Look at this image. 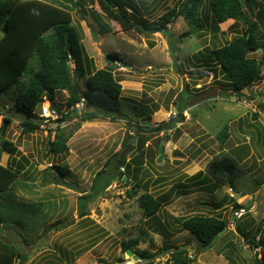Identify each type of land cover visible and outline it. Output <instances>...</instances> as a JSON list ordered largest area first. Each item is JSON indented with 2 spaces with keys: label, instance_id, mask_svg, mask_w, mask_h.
Instances as JSON below:
<instances>
[{
  "label": "rangeland",
  "instance_id": "1",
  "mask_svg": "<svg viewBox=\"0 0 264 264\" xmlns=\"http://www.w3.org/2000/svg\"><path fill=\"white\" fill-rule=\"evenodd\" d=\"M42 1L60 5L58 0ZM111 1L141 30L123 31L119 18L103 14L97 0H77L80 8L69 10L81 39L83 71L73 69L71 75L78 90L84 92L87 78L109 68L112 61L123 88L122 115L89 121L82 120L85 112H81L62 124L46 121L41 129L27 134L21 125L24 114L15 108L17 87L0 93V138L8 117L4 140L17 149L11 155L0 146V164L17 174L13 186L0 191V241L28 254L26 264H141L143 253L159 255L156 262H165L182 247L189 250L194 264H256V257L264 264V246L254 249L249 242L254 236L264 240V231H258L264 228V68L259 84L238 92L213 54L242 35L246 27L231 28L234 22H230L219 28L209 0H204L199 11L203 31H194L195 26L182 17L166 32L152 33L165 12L186 0ZM252 6L248 4L251 18L257 13ZM92 10L101 14L99 21ZM261 18L256 21L262 25L258 38L264 44ZM187 32L192 34L183 37ZM3 35L0 29V39ZM262 49L253 57L264 56ZM114 52L121 61L109 58ZM37 69V61L32 59L26 77ZM214 90L215 97L196 106L179 102L182 94L194 97ZM68 97V91L57 92L55 106L67 110ZM48 104L44 102V106ZM179 105L184 110L182 117ZM59 126L67 137L68 150L55 154L49 142L56 140ZM226 126L230 137L222 144L217 136ZM223 157L236 159L244 171L213 190L217 184L208 169L214 159ZM55 166L69 168L64 181L79 191L58 182L61 177ZM101 171L105 172L99 175V185L104 187L110 176L112 182L88 204L87 216L81 217L80 199L93 192ZM137 184L138 195L131 197ZM230 187L237 204L247 209L251 205L242 219L233 215L236 206L229 204ZM145 193L162 203L155 217L144 215L139 206L138 198ZM26 202L52 204L43 217L28 220L37 227L31 232L33 237L23 211ZM219 212L228 220L229 230L206 250L195 235L175 226L171 219ZM137 237L144 238L133 251L138 261L124 250Z\"/></svg>",
  "mask_w": 264,
  "mask_h": 264
},
{
  "label": "trees",
  "instance_id": "2",
  "mask_svg": "<svg viewBox=\"0 0 264 264\" xmlns=\"http://www.w3.org/2000/svg\"><path fill=\"white\" fill-rule=\"evenodd\" d=\"M97 2L103 14H112L119 18L123 31L141 30L139 25L130 20L126 12L119 11L111 0H97ZM203 3L204 0H186L174 6L159 18L158 25L152 27V33L166 32L170 24H174L182 17L187 20L188 24L195 26L194 31H203L205 27L199 17ZM249 3L253 4L252 7L257 12L253 18L248 12ZM209 5L219 28L230 22H234L231 28L235 25L246 27L242 35L228 41L213 53L217 60L216 64L230 80L231 86L236 91L242 92L261 79L263 74L264 56L256 59L253 54L259 51V48H264V44L258 38L262 25L256 21L259 17L264 18V5L260 0H209ZM69 9L73 8L62 2L56 5L42 0H0V29L4 33L0 39V93L6 92L12 86L17 87L15 108L24 114V120L21 122L24 133H34L46 122L38 112V116L36 115V111L40 113L39 108L45 101H49L51 107L59 112L60 118L57 121L60 124L71 120L74 114L81 112H85L82 120L89 121L99 117L116 118L123 114L124 102L121 98L123 88L121 81L114 75L112 68L115 66L112 61H110L112 65L109 68L97 70L87 78L88 89L84 92L78 90L73 78L71 81L70 75L73 69L83 71V49ZM92 14L96 20H100L99 12L92 10ZM107 32L112 31L108 28ZM191 34L192 32L184 33L183 37ZM109 58L122 60L118 52L109 54ZM32 59H36L38 69L33 70L26 77L27 67ZM59 91L69 92L65 111L55 106ZM78 104H81V109H77ZM177 110L182 117L183 110L179 108ZM5 120L10 122L8 117H5ZM57 130L56 140L49 142L50 149L55 154L68 150L64 130L61 126ZM217 137L222 144H225L230 137L228 126ZM126 141L128 138L124 144ZM1 148L11 155L17 151L14 144L6 140ZM55 170L63 179L70 174L69 168L66 167L55 166ZM242 171H244L243 168L232 157L214 159L208 169L209 177L217 184L213 186V190L219 184L231 183L242 174ZM103 172L105 171L98 173L93 192L80 199L81 217L87 216L88 204L102 195L112 182L110 176L104 187L99 185L101 180L99 175ZM16 178L15 172L0 164L1 192L8 191ZM138 189H140L139 184L130 193L131 197L138 195ZM138 203L144 215L150 218L155 217L163 207L162 203L150 193L142 194L138 198ZM24 206L26 207L23 209L25 218H27L26 224L29 226L28 233L30 237H33L31 232L37 227H32L28 220L43 217L45 210L49 209L52 204L26 202ZM232 206H236L235 210L242 208L236 202ZM12 212L14 215V211ZM171 219L175 226L195 235L202 243V247L208 245L218 232L229 227L228 220L221 212L210 216L194 215L185 219L177 217H171ZM0 224H3L1 220ZM258 231L262 233L264 228L260 227ZM238 232L246 235L241 228H238ZM142 241H144L142 237L130 240L124 245L125 252L128 250L133 252ZM249 242L254 249L264 246V240L257 239L256 236L252 237ZM24 243L30 246L28 241L25 240ZM22 251L20 248L0 241V264H17V262L26 264L29 261V255ZM140 257L141 264H194L189 250L185 247L173 251L171 257L165 262H156L159 255L150 253H143ZM255 263L260 264L257 257Z\"/></svg>",
  "mask_w": 264,
  "mask_h": 264
},
{
  "label": "water",
  "instance_id": "3",
  "mask_svg": "<svg viewBox=\"0 0 264 264\" xmlns=\"http://www.w3.org/2000/svg\"><path fill=\"white\" fill-rule=\"evenodd\" d=\"M60 2L70 6L71 8L75 9V10H78L80 5L79 3L77 2V0H59ZM243 2V1H242ZM92 34L94 36V39L98 42L99 41V38H97V36L95 35V32L92 30ZM259 51H263L262 48H259ZM114 64V63H113ZM126 65V64H124ZM127 66V65H126ZM129 66V65H128ZM72 78L73 76L70 75V79L72 81ZM193 78V77H192ZM260 82H257V83H254L252 84L249 88L252 89L255 85L259 84ZM217 95V90H214V91H207V92H203V93H200L194 97H188L189 99V102L186 104L188 105L189 107H193V106H196L202 102H205L207 100H209L210 98L212 97H215ZM180 109V105L178 107ZM7 127H8V122L6 121L5 124H4V128H3V132H2V136L0 138V146L2 145L3 141H4V135L6 134V130H7ZM58 182L65 186V187H68L72 190H77L79 191V187H77L76 185H73V184H68L64 181V179L62 178H59L58 179ZM235 202V199L232 197V199L230 200L229 204L232 205L233 203ZM229 229L226 227L224 228L222 231L218 232L214 238L211 240V242L208 244V245H205L204 247H202V250H206V249H209L210 247L214 246L218 240L224 235L227 233ZM128 255L129 256H133V252L131 250H128L127 251ZM133 258L138 261V257L137 256H133ZM127 264H133L131 262H128Z\"/></svg>",
  "mask_w": 264,
  "mask_h": 264
},
{
  "label": "built area",
  "instance_id": "4",
  "mask_svg": "<svg viewBox=\"0 0 264 264\" xmlns=\"http://www.w3.org/2000/svg\"><path fill=\"white\" fill-rule=\"evenodd\" d=\"M81 104L77 105V109H80ZM40 117L44 118L46 121H55L60 118V114L56 109H53L50 104L44 106V103L40 107ZM230 196L235 198L236 194L233 188H229ZM249 210L245 207H242L238 210L233 211V215L236 219H242L246 214H248ZM234 224H231L230 228H234Z\"/></svg>",
  "mask_w": 264,
  "mask_h": 264
},
{
  "label": "flooded vegetation",
  "instance_id": "5",
  "mask_svg": "<svg viewBox=\"0 0 264 264\" xmlns=\"http://www.w3.org/2000/svg\"><path fill=\"white\" fill-rule=\"evenodd\" d=\"M199 94V93H198ZM197 94V95H198ZM188 97L190 98V97H192L191 95H181L180 96V100H179V102H180V104H187L188 102H189V99H188Z\"/></svg>",
  "mask_w": 264,
  "mask_h": 264
},
{
  "label": "crops",
  "instance_id": "6",
  "mask_svg": "<svg viewBox=\"0 0 264 264\" xmlns=\"http://www.w3.org/2000/svg\"><path fill=\"white\" fill-rule=\"evenodd\" d=\"M183 112H184V110H183ZM242 196H245V194H242L241 197H242ZM250 208H251V207H250ZM250 208H249V209H250ZM258 249H259V248H258Z\"/></svg>",
  "mask_w": 264,
  "mask_h": 264
},
{
  "label": "clouds",
  "instance_id": "7",
  "mask_svg": "<svg viewBox=\"0 0 264 264\" xmlns=\"http://www.w3.org/2000/svg\"><path fill=\"white\" fill-rule=\"evenodd\" d=\"M229 228V227H228Z\"/></svg>",
  "mask_w": 264,
  "mask_h": 264
}]
</instances>
